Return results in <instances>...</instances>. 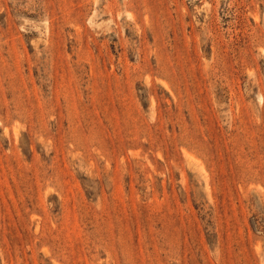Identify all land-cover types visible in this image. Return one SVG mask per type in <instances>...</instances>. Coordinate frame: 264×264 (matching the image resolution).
<instances>
[{
	"label": "rangeland",
	"instance_id": "rangeland-1",
	"mask_svg": "<svg viewBox=\"0 0 264 264\" xmlns=\"http://www.w3.org/2000/svg\"><path fill=\"white\" fill-rule=\"evenodd\" d=\"M0 264H264V0H0Z\"/></svg>",
	"mask_w": 264,
	"mask_h": 264
}]
</instances>
